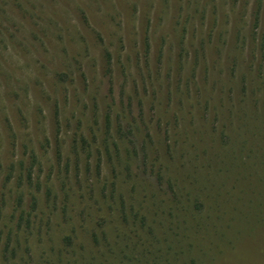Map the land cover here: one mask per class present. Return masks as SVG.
Returning <instances> with one entry per match:
<instances>
[{
    "label": "rangeland",
    "instance_id": "1",
    "mask_svg": "<svg viewBox=\"0 0 264 264\" xmlns=\"http://www.w3.org/2000/svg\"><path fill=\"white\" fill-rule=\"evenodd\" d=\"M0 264H264V0H0Z\"/></svg>",
    "mask_w": 264,
    "mask_h": 264
}]
</instances>
